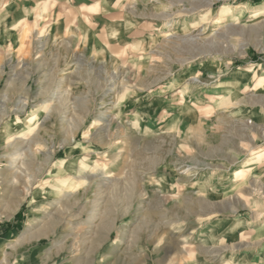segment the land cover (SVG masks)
Here are the masks:
<instances>
[{"label": "rangeland", "instance_id": "obj_1", "mask_svg": "<svg viewBox=\"0 0 264 264\" xmlns=\"http://www.w3.org/2000/svg\"><path fill=\"white\" fill-rule=\"evenodd\" d=\"M263 7L0 0V264H264Z\"/></svg>", "mask_w": 264, "mask_h": 264}, {"label": "bare ground", "instance_id": "obj_2", "mask_svg": "<svg viewBox=\"0 0 264 264\" xmlns=\"http://www.w3.org/2000/svg\"><path fill=\"white\" fill-rule=\"evenodd\" d=\"M256 14H257V16H259V15H263L264 14V7L263 8H260L257 12H256ZM28 129V127L27 126H23L22 128H20L19 130H18V134L20 135V136H24V135H26V130ZM206 235V230L204 229L202 232H201V234H200V237H204ZM211 238H213V239H215L216 238V233L215 232H212V235H211ZM236 260V258H235V255H231L230 256V261H235Z\"/></svg>", "mask_w": 264, "mask_h": 264}]
</instances>
